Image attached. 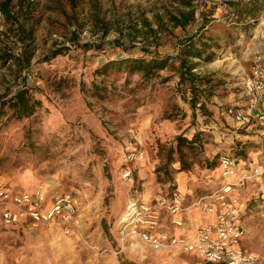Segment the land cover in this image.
Returning a JSON list of instances; mask_svg holds the SVG:
<instances>
[{
  "label": "rangeland",
  "instance_id": "1",
  "mask_svg": "<svg viewBox=\"0 0 264 264\" xmlns=\"http://www.w3.org/2000/svg\"><path fill=\"white\" fill-rule=\"evenodd\" d=\"M231 2L193 0L195 20L180 27L170 21L176 8H186L180 0H10L9 10L33 39L29 69L24 60H0V102L27 75L41 104L21 119L8 110L0 117V191L40 186L49 198L70 191L78 211L66 231L58 219L7 223L0 203V264H206L125 236L120 220L134 189H143L137 176L146 190H156L184 171L191 201L205 191L191 179L205 172L208 180L221 154L255 160L264 154V135L237 130L227 112L249 109L243 82L254 61L264 60V0L246 20ZM202 22L197 44L204 51L188 59L197 76L192 89L190 78L180 80L178 51ZM16 24L0 12V55L21 54ZM151 57L167 64L150 78L128 70L130 60ZM179 135L194 138L191 148L182 146L184 168ZM134 149L144 158L130 164L139 166L132 183L122 167ZM245 197L247 246L264 264V190L253 186Z\"/></svg>",
  "mask_w": 264,
  "mask_h": 264
},
{
  "label": "built area",
  "instance_id": "2",
  "mask_svg": "<svg viewBox=\"0 0 264 264\" xmlns=\"http://www.w3.org/2000/svg\"><path fill=\"white\" fill-rule=\"evenodd\" d=\"M243 86L249 96V109L229 107L227 112L234 119L237 130L247 127L252 122L264 135V60L254 61L250 74L244 79ZM144 158L142 150H129L124 154L122 177L134 183L133 162ZM221 180L219 187L210 195L209 201L195 205L201 206L204 211L214 212L213 221L200 222L194 230V237L161 238L155 230L160 226L163 211L171 214L183 208V198L179 194H156L150 201L145 200L138 188L127 200L125 210L121 216V232L125 236L138 238L149 247L157 251L181 250L193 254L206 264H259L261 259L241 246L246 234L243 225V205L233 186L242 180L264 175V163L250 172L244 173L237 182L229 178L236 172V159L229 154L219 157ZM207 181L212 182L213 176L208 174ZM2 218L7 223L21 220L33 224L58 219L64 224L66 231L75 220L78 211L77 197L70 191L56 194L48 200L47 193L42 187L16 192L0 191ZM180 224V221H176ZM178 253V252H176Z\"/></svg>",
  "mask_w": 264,
  "mask_h": 264
},
{
  "label": "trees",
  "instance_id": "3",
  "mask_svg": "<svg viewBox=\"0 0 264 264\" xmlns=\"http://www.w3.org/2000/svg\"><path fill=\"white\" fill-rule=\"evenodd\" d=\"M182 5L186 6V8H182L179 6L176 8L174 12L171 13L170 21L173 26H185L189 22L195 20V9L192 8L193 0H180ZM231 5H234L237 8V12L239 17L253 18L256 16L258 12V3L260 0H241L243 2H239V0H231ZM10 0H3L0 2V12L3 13L7 18L12 20L16 24V32L18 35L19 41L22 44V52L20 55H13L10 52L3 53L0 55V60L7 61L8 59H14L15 62L20 65L23 64V60L25 61L24 66L26 69H29L31 52H30V43L33 39V34L31 28H26L22 20L16 19L14 13H12L8 5ZM242 3V4H241ZM241 4V5H240ZM22 3H18V7L22 8ZM24 12V10H23ZM243 18V19H244ZM205 28V23L202 22L196 32L190 34L187 38L182 39L180 42V48L178 51V56L180 58L179 62V74L180 80L185 78H190L192 89L196 88V83L194 79L197 76L192 72V69L195 67V63L189 64V57H201L204 51L203 48L198 46L197 43L203 44L201 42L203 32L202 30ZM74 34V33H73ZM75 35V34H74ZM83 45V44H81ZM87 45L84 44V47ZM64 48H57L50 52L49 57H54L60 53H62ZM167 64V60L162 57H151L149 59L144 58H135L130 60V65L128 66L129 71L138 70L142 73V76L147 79L150 78L158 69H162ZM23 83L21 87L16 89L11 96L7 99H4L0 102V117L2 114L6 113L5 111H10L11 115L16 119H21L22 117L30 116L34 111L40 106L41 101L39 98L35 97L33 93L30 91L28 83H27V75L23 76ZM202 106V104H200ZM194 142V138L188 139L185 136L179 135L177 136V152L180 154V162L182 168L185 166H189L188 163L182 157V146H186L191 148L192 143Z\"/></svg>",
  "mask_w": 264,
  "mask_h": 264
},
{
  "label": "crops",
  "instance_id": "4",
  "mask_svg": "<svg viewBox=\"0 0 264 264\" xmlns=\"http://www.w3.org/2000/svg\"><path fill=\"white\" fill-rule=\"evenodd\" d=\"M254 125H258L255 122H252L249 124L245 131L250 133L253 137L261 136L262 133L258 129V127H255ZM260 138V137H259ZM260 154L264 153V151H260ZM264 154L260 157L259 160H255L253 157H235L236 159V172L233 176H231L229 179L231 181L237 182V180L246 172H250L253 169L259 167L262 163H264ZM240 158V159H239ZM259 161V162H258ZM137 167L139 166H132V170L135 173L137 170ZM209 171L212 173L213 181L209 182L203 178L205 172L202 174V177H193L192 183L194 184L195 188H201L204 186L205 191L202 193H196L195 196H193L191 201H189L188 196L192 194V190L188 192V190L183 191L185 187L188 186L189 182L188 179H186L185 174H183L184 171H179L178 176L176 178H171V180L166 184L164 189H156V190H146L145 189V183L143 182V179H139L137 176V182L136 184L143 188L140 190L141 196L147 200L150 201L156 194L165 193V194H179L183 198V208L178 210L176 213H169L167 211H163L161 215L160 220V226L155 230L157 234L161 236V238L165 239L168 238L171 235L177 236V237H188L193 238L194 237V230L198 223L200 222H207V221H213L215 219L214 212L210 211H204L201 206L193 204L194 201L200 200L201 203H205L209 201L210 195L219 187L220 180H221V174H220V164L217 166L216 169H209ZM217 172V174H215ZM187 180V181H186ZM138 186V187H139ZM253 186L258 187L259 191L264 190V175L256 177V178H248L242 180L239 184L233 186V191L239 195L242 205H243V225L246 229V234L244 238L241 241V246L245 248L246 250L256 253L254 250L249 248L247 246V239H248V231H247V225H246V208H247V198L245 197L247 191H250V188ZM260 186V187H259ZM262 188V190H260ZM48 196V194H47ZM54 196V195H53ZM52 196V197H53ZM49 198L48 200L52 199ZM176 221H180V224ZM172 251H169V253Z\"/></svg>",
  "mask_w": 264,
  "mask_h": 264
}]
</instances>
